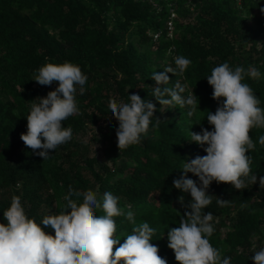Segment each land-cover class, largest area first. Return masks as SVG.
<instances>
[{
    "label": "trees",
    "instance_id": "1",
    "mask_svg": "<svg viewBox=\"0 0 264 264\" xmlns=\"http://www.w3.org/2000/svg\"><path fill=\"white\" fill-rule=\"evenodd\" d=\"M264 0H0V223L13 195L21 198L27 216L40 224L48 215L65 209L69 186L83 193L89 189L101 199L105 192L118 197L124 213L132 211L136 225L124 215L114 217L116 237L122 244L134 226L147 222L155 229L152 244L167 264H178L168 247V231L179 226L190 193L173 186L182 175L184 161L205 156L204 148L190 141V131L213 129L207 112L222 104L212 98L207 77L227 62L233 68L255 67L259 80L246 77L264 108ZM175 13L169 35L167 21ZM159 32L157 38L153 34ZM171 50V51H170ZM191 61L183 76L168 73L173 87L193 91L198 110L160 105L153 96L154 71L175 68L174 57ZM70 62L87 76L85 93L77 91L79 114L63 124L71 127L72 139L43 161L20 139L27 132L26 116L38 97L58 87L42 86L34 79L46 63ZM165 85H161L163 88ZM138 94L151 100L161 122L155 118L139 144L119 150L118 121L111 116L110 99L128 102ZM167 98V97H166ZM256 149L252 174L256 184L236 190L230 184L209 186L214 233L213 247L230 257L231 264H253L254 251L264 247V146L258 142L264 129L250 132ZM199 185V178L188 173ZM229 200L220 207L216 199ZM81 203L83 197H71ZM242 205H244L242 207ZM96 214L103 211L96 209ZM43 227V225H42ZM54 236V230L44 229Z\"/></svg>",
    "mask_w": 264,
    "mask_h": 264
},
{
    "label": "clouds",
    "instance_id": "2",
    "mask_svg": "<svg viewBox=\"0 0 264 264\" xmlns=\"http://www.w3.org/2000/svg\"><path fill=\"white\" fill-rule=\"evenodd\" d=\"M173 59L175 68L169 66L162 72L152 73L151 78L157 85L153 88V96L161 106H188L187 115L192 117L198 110L193 91L185 97L182 94L186 86L179 81L173 87L166 86L170 82L168 73L183 76L191 61L182 55ZM261 75L255 67L245 70L242 66L233 68L224 62L214 67L207 77L213 88L212 98L222 100V104L215 113L207 112V121L213 126L211 131L207 128H202L201 133L190 131V141L207 145L204 148L207 154L184 161L182 175L173 180L176 189L191 195V201L186 205L184 197H178L185 212L179 226L168 231V247L174 251L178 264H231V258L222 256L221 250L210 243L209 238L215 230L214 217L204 210L212 203L208 189L213 181L230 184L236 190L257 183L248 153L256 149L251 130L264 129V108L259 106L260 100L253 88L244 81L246 77L259 80ZM34 80L42 86L58 83L55 90L34 100L38 103L31 104L26 116L27 132L20 137L26 147L44 161L50 151L72 139V128L65 127L63 122L79 114L76 95L77 91L80 95L85 93L87 76L78 65L66 61L46 63L38 69ZM161 85L165 86L161 88ZM108 107L111 116L118 121L119 150L139 144L153 118L155 126L161 122L154 115L155 104L138 94L129 95L128 102L110 99ZM258 142L264 146V135L259 136ZM188 173L199 178V185L188 178ZM258 183L260 188L264 187V176ZM72 196H82L83 200L78 203ZM64 199L67 201L64 210L45 216L38 224L27 216L21 198L12 196L10 207L3 213L7 223H0V264H167L158 254V247L150 242L155 229L147 222L134 226L132 234L120 243V238L115 235L114 217L124 215L133 225L136 221L132 211H122L118 206L119 198L111 192H105L98 199L96 191L89 189L81 193L69 186ZM216 203L226 207L230 201L217 197ZM96 209L104 214L98 216ZM49 227L54 230V236L44 230ZM251 259L253 264H264V247L254 251Z\"/></svg>",
    "mask_w": 264,
    "mask_h": 264
},
{
    "label": "built area",
    "instance_id": "3",
    "mask_svg": "<svg viewBox=\"0 0 264 264\" xmlns=\"http://www.w3.org/2000/svg\"><path fill=\"white\" fill-rule=\"evenodd\" d=\"M175 16V13L173 11H171V15H170V18L168 19L167 21V28H168V31H169V35L171 34V31H172V20L171 18ZM159 35V32H156L153 34V38H157V36Z\"/></svg>",
    "mask_w": 264,
    "mask_h": 264
}]
</instances>
